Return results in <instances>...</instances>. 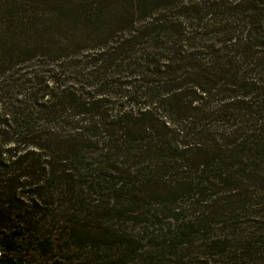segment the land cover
I'll return each instance as SVG.
<instances>
[{
  "label": "trees",
  "instance_id": "1",
  "mask_svg": "<svg viewBox=\"0 0 264 264\" xmlns=\"http://www.w3.org/2000/svg\"><path fill=\"white\" fill-rule=\"evenodd\" d=\"M0 0V264H264V0Z\"/></svg>",
  "mask_w": 264,
  "mask_h": 264
},
{
  "label": "rangeland",
  "instance_id": "2",
  "mask_svg": "<svg viewBox=\"0 0 264 264\" xmlns=\"http://www.w3.org/2000/svg\"><path fill=\"white\" fill-rule=\"evenodd\" d=\"M115 2L119 12L122 15L126 16L130 13L132 7L131 0H115Z\"/></svg>",
  "mask_w": 264,
  "mask_h": 264
}]
</instances>
